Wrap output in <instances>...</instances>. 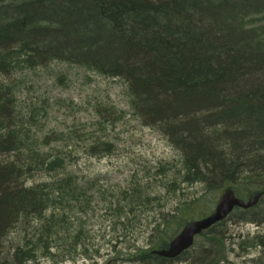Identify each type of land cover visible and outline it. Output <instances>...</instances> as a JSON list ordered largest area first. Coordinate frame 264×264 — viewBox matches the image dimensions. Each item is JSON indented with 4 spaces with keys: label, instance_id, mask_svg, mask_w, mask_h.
Wrapping results in <instances>:
<instances>
[{
    "label": "trees",
    "instance_id": "16d2710c",
    "mask_svg": "<svg viewBox=\"0 0 264 264\" xmlns=\"http://www.w3.org/2000/svg\"><path fill=\"white\" fill-rule=\"evenodd\" d=\"M0 12V263H10L4 245L11 236L17 240L13 262L17 252L32 264L42 258L60 264L79 251L90 257L95 235L82 227L83 215L99 197L108 199L106 192L117 197L107 203L118 205L111 212L118 210L123 224L117 240L126 243L127 261L173 264L202 248L204 264L213 256L204 245L214 252V264L225 259L226 244L216 236L234 212L174 259L154 251L166 248L187 222L208 215L226 187L241 198L262 192L258 204L242 212L248 221L264 214V182L224 171L237 148L247 152L243 159L254 158L252 171L264 172V0H0ZM55 64L77 65L123 85L127 111L101 108L103 121L95 128L106 130L128 114L161 132L179 152L176 162L161 168L168 195L202 186L157 206L148 246L131 248L126 237L148 201L164 196L137 177L116 192L72 171L83 140L78 119L67 130L42 134L39 115H49L50 101L35 94L32 77ZM90 139L91 149L114 148L97 133ZM246 244L264 245V234Z\"/></svg>",
    "mask_w": 264,
    "mask_h": 264
},
{
    "label": "rangeland",
    "instance_id": "374dc122",
    "mask_svg": "<svg viewBox=\"0 0 264 264\" xmlns=\"http://www.w3.org/2000/svg\"><path fill=\"white\" fill-rule=\"evenodd\" d=\"M32 79L36 86L35 94L41 98H48L50 101L49 115L46 118L39 115V120H43L42 134L51 130L59 133L62 130H67V126L73 125L74 120L78 119L80 122L83 140L79 141L80 144L74 149V156L69 164L72 171L85 177L86 180L97 179L100 184L108 188V191L113 188L116 192L121 188L124 189L137 177L145 184L151 183L156 195L164 196L162 201L158 200L160 203L153 200L148 201L147 205L138 213V217H135L136 223L133 222L134 225L131 227L134 233L126 237L127 245L135 244L131 248L148 246V234L155 218L153 212L157 206H166L165 201L170 197L173 198L169 201L172 203L179 196L187 195L186 197H189L202 189L199 184L188 185L182 193L177 191L178 196H174L168 195V190L166 191L162 187V182L166 181L168 177H164L161 168L167 164L166 162H176L179 152L161 132L141 124L128 114L119 119L116 118L113 124L107 123L106 130H98L100 125L95 128L99 120L103 121V116L99 115L101 108L109 111L123 108L127 111V97L123 94V85L118 81L77 65L69 66L67 64H55L52 70L44 71L41 76H33ZM56 100H58L57 103ZM65 101L67 106L63 105ZM98 102L101 103L99 109L96 107ZM58 103H62V105H58ZM68 108L73 109L68 111ZM38 128L37 126L35 131ZM93 133L110 138L114 148L111 146L110 151L107 152L91 149L92 139L90 137ZM59 145L58 141L52 143V146ZM156 170L159 171V175L156 176L157 180L149 176ZM169 186L172 189L175 188V184ZM106 195L108 199L99 197L93 203L94 207L90 206L91 211L83 215L82 227L92 230L91 233L95 235L92 241L95 245L87 251L90 257L79 251L74 259H68L60 264H135L124 259L127 254L123 251L126 243L121 244L117 240V237L122 235L123 224L120 223L121 218L118 210L114 213L111 210L113 206L118 208V205L113 204L111 207L107 203L110 200H117V197L113 198L111 192H106ZM195 211L197 212L198 209ZM235 213L233 216L231 215L232 220L229 219L230 217L226 220L229 234L234 236L236 243L231 247L225 245L227 260L224 264H256L254 259H260L259 256L262 254L263 248L242 249L239 247V243L247 236L253 238L257 234H264V223L262 226L257 224V219L261 216H257L256 221H234L237 213L240 212L235 211ZM204 246L207 247V245ZM200 251L201 248H198L196 252L192 251L173 264H200L202 255ZM118 254L120 255L118 256ZM40 264L54 263L50 259L42 258Z\"/></svg>",
    "mask_w": 264,
    "mask_h": 264
},
{
    "label": "bare ground",
    "instance_id": "6f19581e",
    "mask_svg": "<svg viewBox=\"0 0 264 264\" xmlns=\"http://www.w3.org/2000/svg\"><path fill=\"white\" fill-rule=\"evenodd\" d=\"M214 14H218V11L216 10L214 12ZM0 16H1V12H0ZM249 41L252 42V40H249ZM256 48L258 50H260L259 49V46H257ZM260 79H261V82L263 84L264 83V77L262 76ZM263 95H264V92H263ZM243 114L249 116L250 112L247 110L246 112L244 111ZM242 117H245V116H242ZM263 122H264V120H263ZM247 131H248V129L246 130V132ZM240 148H241V146H240ZM229 154H232V155L228 158V160H226V162H224V168H225L224 171L225 172L229 171L228 174H227V177H229V178H235V179H244L246 177L247 178L248 177H253V178H257V179H259V180H261V181L264 182V172L263 171L254 172V171H252L253 169H250L248 167V166L254 165L256 163L254 161V158L243 159L244 154H247V152H243L242 150H237V148H235ZM238 160L239 161H242V162H239ZM258 193H262V192H258ZM255 194H257V193H255ZM255 194H251V196H249L248 198H241V197H239V198H241V199H243L245 201H248ZM258 202H259V200H258ZM258 202L256 204H258ZM255 205H252V206H255ZM251 207H249V208H251ZM249 208H243V207H240V206L235 207V209H234L233 212L235 213V211L236 212L238 211L240 213L239 214L237 213L236 219L234 218V221H237V222L248 221L247 219H245L243 217L244 215H243L242 210H248ZM232 216L230 215L229 216L230 217L229 219L232 220ZM258 216H261V217L257 219V224H258V226H262V224L264 223V214H259ZM218 231H219V233L217 232V236L216 237L222 238V240H224V243L227 246L229 245L231 247L232 245H235L236 240H235L234 236H232V234H229V227L227 226V224H224L223 226H221ZM257 235H259V234H257ZM257 235H255V236H257ZM11 238L13 239V242L11 241V242L8 243V241L5 240V242L7 244L4 245V247L6 248V250L7 249H10V251H11V252L8 253L9 254V257L8 258L10 259V261H9L10 263H8V264H32L31 262H29V261H27L25 259L27 257V256H25V254H21V253H18V252H17V254H18V257L17 258L18 259H15L16 261L13 262L14 257H16L15 256V253H16L15 244H16L17 240L14 239L12 236H11ZM251 238H252L251 236H247L246 238H243L242 241L239 243V247L242 248V249H247L249 247H257V246H247V244H246L247 242L248 243H251L252 242L253 238L252 239ZM259 247L260 248H263L262 254L259 256L260 259H258V260L254 259V261H255L256 264H264V245L261 244V245H259ZM206 252L207 253H205V254L208 255V256L209 255H215L214 252L211 251L210 245L208 247H206ZM229 252H230V250H229ZM2 253L3 252H2V249H1L0 250V259L2 258V256H4ZM213 257L214 256H210L208 259H206V261H205L204 264H214V258ZM226 260H227V255H226V258L225 259L219 261V263H217V264H224ZM216 262H217V260L215 261V263Z\"/></svg>",
    "mask_w": 264,
    "mask_h": 264
},
{
    "label": "water",
    "instance_id": "95a60500",
    "mask_svg": "<svg viewBox=\"0 0 264 264\" xmlns=\"http://www.w3.org/2000/svg\"><path fill=\"white\" fill-rule=\"evenodd\" d=\"M261 195L262 193H257L248 201H245L239 198L232 188H225L212 213L203 218L189 221L174 236L167 248L156 250L155 253L166 258L178 257L193 246L197 235L226 219L235 207L249 208L255 205Z\"/></svg>",
    "mask_w": 264,
    "mask_h": 264
}]
</instances>
